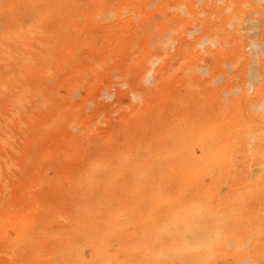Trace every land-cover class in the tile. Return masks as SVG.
<instances>
[{
  "label": "bare ground",
  "instance_id": "6f19581e",
  "mask_svg": "<svg viewBox=\"0 0 264 264\" xmlns=\"http://www.w3.org/2000/svg\"><path fill=\"white\" fill-rule=\"evenodd\" d=\"M21 5L34 13L28 18L32 24L26 25V15L10 6L7 30L0 32V96L6 109L0 114V264H264V59L252 63L258 66L257 72L251 66L250 74L246 73L251 77L247 80L258 82L253 85L247 81L248 88L238 87L240 93L229 96L231 112L226 122H222L225 113L216 127L209 118L204 119L203 110L192 103L194 96L174 98L184 104L185 110L192 109L185 121L177 117L162 123L153 116L154 124L144 128L143 122L152 121L143 120L139 114L136 128L127 132L126 151L89 147L62 175L53 179L40 172L35 185H28L22 195L24 208L17 209L22 196L12 195L10 181L19 179L25 168L18 166L14 158L21 151L16 134L22 124L27 125L25 119L36 106L35 94L24 81L34 76L32 68L37 62L44 64L53 59L41 15L54 13L61 19L74 16L77 10L70 0H22ZM100 5L106 8L107 4ZM226 8L228 4L220 9ZM185 13L195 14L193 4L186 6ZM222 19L223 15L209 19L201 36L182 47L192 77L210 71L208 65H201L208 60L205 55L217 59L226 41L236 45L235 55L228 62L231 69L237 70L236 58H246L249 46L254 47L248 52L253 58L260 54L259 47L264 46H259L260 39L258 44L250 42L252 31L245 33L257 25L244 26L251 19L248 12H235L234 22L227 25L230 28L222 24ZM108 34L114 51L119 39L113 31ZM54 39L55 46H62L63 51L73 43L66 33ZM169 42L171 47L173 41ZM35 43L37 52L30 46ZM148 71L145 78H152V82L156 73ZM41 72L42 78L51 79L53 69L42 68ZM252 85L253 95L247 96ZM40 97L41 105L47 107L49 96ZM133 97L137 95L130 96V100ZM238 157L243 158L241 163ZM66 158L70 159L69 155ZM57 162L49 159L48 164L56 166ZM235 165L242 166L246 178L234 169Z\"/></svg>",
  "mask_w": 264,
  "mask_h": 264
},
{
  "label": "rangeland",
  "instance_id": "374dc122",
  "mask_svg": "<svg viewBox=\"0 0 264 264\" xmlns=\"http://www.w3.org/2000/svg\"><path fill=\"white\" fill-rule=\"evenodd\" d=\"M70 1L77 9L74 16H64L60 19L54 13L41 15L48 33L44 35L46 40L49 41L46 45L50 52L53 50V59L46 61L44 64L37 62L32 68L34 76L29 75L24 81L31 87L32 91L30 93L35 94V103L38 108L35 106L31 114L25 119V123L30 126V129L27 125L22 124L21 128L17 130L19 133L16 134L21 151H18L17 157L14 158L18 166L25 168L19 174V179L10 181V191L16 197L22 196L31 183V185H35L40 172L54 179L60 174L62 175V171L65 169H72L75 166L76 159L84 153V149L93 147L95 150L102 148L110 151L115 148L118 151H126L127 132L132 130L133 127L136 128V119L139 114L146 121L153 116L160 119L162 123L169 122L177 117H180V122L185 121L191 115L192 109L191 111L185 110L184 104L181 101L175 102L174 98L188 99L194 96L192 103L193 105H199L198 108L200 107L203 110L204 119L209 118L210 123L216 127L220 115L225 113L222 122H226L228 114L231 112L230 107L227 105L229 96L236 97L240 93V91H236L238 87L248 88L250 86L246 85L249 84L247 81L252 82L251 79L247 80V78H251L249 68L253 66L255 68L252 67L251 70L255 69V72H257L258 66L252 63L258 59H264V46H262L263 48L259 47L260 54L256 58L248 53L254 51V47L249 46L247 48L248 52L245 49L247 52L246 58H236L237 70L231 69L228 62L235 55L236 45L233 42L226 41L224 44L225 50L220 53L221 55H217V59L205 55V60H208L201 63V65H208L210 71L199 73L198 78H195L188 74L190 61L186 58L187 52L182 48L185 44H191L201 36L203 28L209 23V19L217 20L223 15L222 24L230 28L227 25L234 22L232 21L233 14L240 11L248 12L251 17L249 21L244 23V26L245 24L257 22L252 30H245V33L249 34L252 31L248 40H251L250 42L255 41L257 44L260 41L259 46H261L260 44L264 45V0H199V2L197 0H153L155 2L152 0ZM21 2L22 0H0L1 33L4 34L7 30L10 6L26 15V25L32 24L29 19L34 16V13L31 9L23 7ZM101 2L107 4L106 8L100 5ZM188 4H193L195 14L185 15ZM226 4L229 5V8L221 10ZM95 7L98 9H95ZM215 8L216 10H214ZM101 9H104L103 13L100 11ZM113 11H116V13H113ZM110 12L111 14L108 15ZM132 16L133 18H131ZM159 25L163 26L159 27ZM160 28L164 34L161 33ZM110 31H113L114 36L119 39V43L116 44L117 50L114 51H112V36L108 34ZM62 33L67 34L69 41L73 40L70 49L67 51H63L62 46L58 44L55 46L54 43V38H58ZM42 38L44 37H40V39ZM254 38L256 39L254 40ZM157 41L162 42V44ZM169 41H173L171 47ZM180 44L182 45L179 46ZM128 45H131V47H126ZM162 45L166 47L163 48ZM30 46L33 47L34 52L38 51L39 47L36 43ZM175 46L180 48L176 50ZM230 49H232V52ZM108 52L112 58L108 55ZM168 53L170 54L168 55ZM90 56L91 59H88ZM171 56L172 59H170ZM164 57L166 59H163ZM211 60L212 62H210ZM162 62L166 65L163 66ZM150 65L152 66L151 70H149ZM224 65H230V70L228 66L226 68ZM216 67L219 69L217 70ZM42 68L53 69L51 79L40 76ZM159 69H162V71ZM241 69L244 70L241 71ZM147 71L151 74L156 73L152 82L151 77V79L146 80ZM218 73H221L220 77L222 74L223 76L220 78ZM205 74L206 76H204ZM213 76H215L214 80ZM200 77L202 78L200 79ZM216 79L220 81H216ZM212 80L216 83L212 82L210 85ZM144 81L148 83L146 84ZM257 82L258 80L252 83L255 85ZM142 84L146 85L143 86ZM253 85L248 90L247 96L253 95ZM73 88L78 90L73 91ZM192 90H195V92L192 93ZM77 92L79 93L75 94ZM41 94L48 95L50 98L47 107H43L40 103L42 97H38ZM134 94L137 97H133L132 101L130 96L132 97ZM176 104L177 106H175ZM242 109L246 111L247 108L243 105ZM5 110L2 96H0V114L5 113ZM154 119H151L152 123L143 122V127H151L155 122ZM220 126L222 128L223 124ZM224 126L226 127L227 124ZM216 134H219V132H216ZM34 148L36 151H31ZM67 150H72V152L68 153ZM31 152L33 155H30ZM68 155L70 159L66 158ZM49 159L57 160L56 166H50L48 164ZM242 160L243 158L238 157V162L241 163ZM247 163L250 166L251 159ZM234 169L239 170L238 172L245 178L247 177L243 173L241 165H235ZM248 170L250 171L251 168H248ZM25 179L26 181H24ZM222 193H225V191ZM22 198L24 197L22 196L18 200L17 209L19 210L24 208Z\"/></svg>",
  "mask_w": 264,
  "mask_h": 264
}]
</instances>
